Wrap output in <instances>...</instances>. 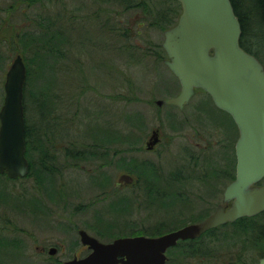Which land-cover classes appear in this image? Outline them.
Segmentation results:
<instances>
[{
    "label": "rangeland",
    "instance_id": "rangeland-1",
    "mask_svg": "<svg viewBox=\"0 0 264 264\" xmlns=\"http://www.w3.org/2000/svg\"><path fill=\"white\" fill-rule=\"evenodd\" d=\"M145 1L138 9L120 0H0V106L6 72L19 53L29 69L32 165L21 180L0 175V264H63L88 252L79 229L103 242L155 236L199 222L221 204L234 172L237 131L201 90L181 110L155 105L180 89L163 64L159 18L163 12V23H175L181 9ZM50 30L64 38L55 63L37 48L52 38ZM81 86L88 118L68 130V92L80 93ZM156 128L161 142L147 152ZM253 223L222 227L205 236L196 255L176 254L172 263L256 264L264 256L256 248L264 220Z\"/></svg>",
    "mask_w": 264,
    "mask_h": 264
},
{
    "label": "water",
    "instance_id": "water-1",
    "mask_svg": "<svg viewBox=\"0 0 264 264\" xmlns=\"http://www.w3.org/2000/svg\"><path fill=\"white\" fill-rule=\"evenodd\" d=\"M181 5L177 23L163 32L164 64L177 78V95L156 100V105L182 109L195 89L227 113L238 130L234 145L235 177L223 190L222 201L205 220L159 236L118 237L102 242L79 230L82 245L90 251L64 264H164L166 251L179 240L194 239L204 232L242 217L264 212V68L239 45L241 26L230 0H175ZM26 68L17 54L6 72L0 107V174L10 179L25 177L23 87ZM158 141L156 131L147 149ZM56 252L54 247L49 254ZM257 264H264V257Z\"/></svg>",
    "mask_w": 264,
    "mask_h": 264
},
{
    "label": "trees",
    "instance_id": "trees-1",
    "mask_svg": "<svg viewBox=\"0 0 264 264\" xmlns=\"http://www.w3.org/2000/svg\"><path fill=\"white\" fill-rule=\"evenodd\" d=\"M120 1H121V5L126 6V7H128V5H133L134 7L138 8V9H141V8L144 9L147 6V3L145 0L144 1L143 0H120ZM161 1L168 2V3L172 4L173 6H175V8H177V7L180 8L179 3H177L174 0H161ZM230 2H231L232 7L234 9L235 15L238 17V20H239V23L241 26V35H240V40H239L240 46L246 52L254 55L255 57L261 58V60L263 61V56H264V0H230ZM123 9H126V8H123ZM160 13L162 14V16L159 15L161 17L160 18L158 17V18L160 19L159 24L161 25V28L163 29V31L165 29L172 27L176 23V22L172 23V24L171 23H169V24L163 23V22H167L168 20L163 15L164 14L163 12H160ZM161 19H163V20H161ZM158 22H159V20H158ZM154 23H157V21ZM49 33H50V36L52 38L51 39L47 38L48 40L46 39L44 41H41V45H38L37 48L39 47V49H41V53L45 54V57L47 59L49 58L48 59L49 62L52 61L53 63H55L56 59L58 57H60V55L58 54L57 56H55L54 51L58 45L63 43L61 40H63L64 38L61 37V34H59L58 32L53 33L50 30ZM121 35L122 36L128 35V33L127 32L121 33ZM137 35H138V33H137ZM68 41H69V37H68ZM159 48H161V46ZM161 50H162V48H161ZM161 52H163V51H161ZM46 54H49V57L46 56ZM41 55L39 54L38 56L41 57ZM26 68H27V79H28V76H29L28 66ZM50 72H51V69H50ZM85 82H87V81L84 79V84H87ZM86 87H87V85H86ZM82 88H80V89H82ZM217 112L221 113V115H223L227 118V119L222 118V120H224L226 122L227 126H230L231 130H232V128L235 129L233 122L231 121L230 117L227 114H225L221 111H218V110H217ZM26 123H27V119H26ZM28 135H29L28 127L26 124V128H25V141H26V146H27L26 156H27L28 160L30 161V158L28 156V153H29ZM95 142L99 143V139L96 140ZM40 145H41V143L38 142L39 147H40ZM233 145H234V142H233ZM131 147H133V145H131ZM231 149L233 150V147ZM122 150H124V149H122ZM49 151L52 152L53 150L49 149ZM46 157H49V156L46 155ZM30 165H31V161H30ZM43 166H45L44 162H43ZM31 168H32V165H31ZM31 171H32V169L30 170V173H31ZM148 171H147V169L139 170L137 172L138 178L139 177L142 178L141 176H145L148 173ZM43 172H45L44 169H43ZM148 178L150 179V176ZM233 178H234V172L231 175V180ZM149 179H147V182H150L151 179L150 180ZM155 182H158V179ZM260 218H262L264 220V213H261L255 217H251V218H241L234 223L226 224L222 227L224 228L228 225H230V226L237 225L238 227H249V226H252V224H254L253 223L254 220L260 219ZM222 227L211 230V231L205 233L204 235H202L201 237H199L198 239L188 240V241H183V242L181 241V242L177 243V245L175 247L171 248L168 251V253L170 254V257H169V260L166 264H174L172 262L174 260V257L176 256V254H179L182 258L187 257V255H190V254L196 255L198 252V248H200L201 245H202V247L204 245V241H202V240H204L205 236L208 234L214 233L216 230H218ZM140 233L143 235H154V234H148L146 232H140ZM159 233H161V232H159ZM262 233L264 234V228L258 229V232H257L258 236L257 237L259 239L256 241V248H257V251L259 253H262L264 250L263 238H261L262 236H260V235H262ZM99 237H101V234H99ZM103 238H105V237H103ZM258 257H263V255L262 256L258 255Z\"/></svg>",
    "mask_w": 264,
    "mask_h": 264
},
{
    "label": "flooded vegetation",
    "instance_id": "flooded-vegetation-1",
    "mask_svg": "<svg viewBox=\"0 0 264 264\" xmlns=\"http://www.w3.org/2000/svg\"><path fill=\"white\" fill-rule=\"evenodd\" d=\"M257 58L264 67V62L261 60V58H259V57H257ZM85 94H86V90L84 88L80 89V93L78 92V90H77V93L73 92V89H70V91L68 92V130H73V129L76 130L78 127L84 126L81 123V117L83 115H85L86 120L88 118V113H87L88 110L84 109L86 106V103L83 102V100L85 98ZM50 95L53 96V94H50ZM55 99H56V97H55ZM23 102L25 103V97H24ZM23 105H24V110H25V104H23ZM54 117H56V116L53 113L52 116H50V121L51 120L53 121ZM76 134H77V132H76ZM118 137H119V134H118ZM115 138L113 139V142H115L114 143L115 146H119L120 142L117 145L118 141ZM160 142H161V139L159 140L158 144H160ZM115 153H118V152H115ZM145 168L148 169L147 167H145Z\"/></svg>",
    "mask_w": 264,
    "mask_h": 264
},
{
    "label": "bare ground",
    "instance_id": "bare-ground-1",
    "mask_svg": "<svg viewBox=\"0 0 264 264\" xmlns=\"http://www.w3.org/2000/svg\"><path fill=\"white\" fill-rule=\"evenodd\" d=\"M19 54V53H18Z\"/></svg>",
    "mask_w": 264,
    "mask_h": 264
}]
</instances>
